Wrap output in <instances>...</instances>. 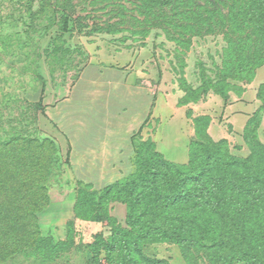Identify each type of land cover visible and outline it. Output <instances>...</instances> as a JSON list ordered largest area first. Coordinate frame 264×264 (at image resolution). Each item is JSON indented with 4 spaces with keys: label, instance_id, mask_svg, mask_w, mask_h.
Segmentation results:
<instances>
[{
    "label": "rangeland",
    "instance_id": "374dc122",
    "mask_svg": "<svg viewBox=\"0 0 264 264\" xmlns=\"http://www.w3.org/2000/svg\"><path fill=\"white\" fill-rule=\"evenodd\" d=\"M39 1L0 0V140L20 135L61 142L48 184L51 203L40 215V226L43 238L55 244L70 242L72 228V244L65 253L45 248L7 264H92L89 245L108 226L76 219L77 193L82 185L101 190L134 172L135 153L126 132L137 115V121H148L136 141L152 139L172 162L188 160L195 121L201 117L210 120L208 134L214 125L213 140L223 138L235 155L247 156L245 119L257 112L264 143V65L250 83L229 78L225 102L213 87L202 92L225 69L223 34L180 43L177 30L161 23L144 34L134 20L143 18L131 1H122L127 17L118 25V11L96 0L81 14L82 25L60 37L59 24L53 25L51 11L43 13ZM42 95L43 104L37 106ZM95 130L102 131L100 138ZM82 131L89 132L84 137ZM79 136L86 146L68 157L69 141L75 144ZM99 139L109 143L108 155H85L88 142L100 150ZM111 215L124 222L126 207L112 203ZM146 253L186 264L175 244H151Z\"/></svg>",
    "mask_w": 264,
    "mask_h": 264
},
{
    "label": "trees",
    "instance_id": "16d2710c",
    "mask_svg": "<svg viewBox=\"0 0 264 264\" xmlns=\"http://www.w3.org/2000/svg\"><path fill=\"white\" fill-rule=\"evenodd\" d=\"M122 1H131L143 18L134 20L145 28L144 34L161 23L177 30L180 43L205 34L224 35L225 69L216 84L202 90L204 94L213 87L226 102L229 78L250 83L264 65V0L97 3L115 8L121 25L127 17ZM39 4L43 13L51 11L50 19L59 24L63 37L82 25L81 14L96 0ZM43 95L37 106L43 104ZM194 96L198 98L197 93ZM259 113L245 128L247 156L235 155L226 140H213L207 133L208 117L196 119V137L183 164L168 160L152 139L137 142L143 125L132 139L134 172L101 190L82 185L77 193L76 219L108 226L89 245L91 263L102 264L103 256L104 264H170L147 255L146 247L171 243L180 248L186 264H264V143ZM60 155L52 138L19 135L0 140V264L45 248L52 254L65 253L71 246L72 228L70 242L55 244L43 238L40 226V215L51 203L48 184ZM112 203L126 207L124 222L111 215Z\"/></svg>",
    "mask_w": 264,
    "mask_h": 264
},
{
    "label": "crops",
    "instance_id": "0c3cea01",
    "mask_svg": "<svg viewBox=\"0 0 264 264\" xmlns=\"http://www.w3.org/2000/svg\"><path fill=\"white\" fill-rule=\"evenodd\" d=\"M120 90H121V88H120ZM122 91V90H121ZM131 91V90H130ZM142 108H140L139 109V111L141 110ZM232 111L233 110H235V109H231ZM142 111V110H141ZM145 111V110H144ZM141 112H139V114H140ZM141 115H137V117H136V119H135V125H133L134 127H132V129H131V126H129V129H127L128 131L126 132V134H127V136H129V140H130V144H131V146H132V149L134 150V148H133V143H132V139H133V136L135 135V134H137L139 131H140V129L143 127V125L145 124V121L147 120V118H145V121H143L142 123H141V121H137L138 119H139V117H140ZM233 118H237V116H232ZM141 119V118H140ZM238 120V119H237ZM249 121V119L247 120V119H245V123L246 122H248ZM247 124V123H246ZM214 125L213 124H211V126L209 127V130H208V132H209V134H210V136L213 138V135H214V127H213ZM144 129H142V131H143ZM213 131V132H212ZM85 133L84 134V137H85V135L86 134H88V132L87 131H82V133ZM95 133H97V135H99V138L102 136L101 134V130H99V131H94ZM189 133H188V135H189V137L190 138H192V136H193V134L191 133V131L189 130L188 131ZM213 134V135H212ZM82 138H80V136L79 137H77L76 138V140H75V144H73V142L70 140L69 141V152H67V154L69 153V155H72V153H74V151L76 150V152L79 150V147L80 146H82V148H84L83 146H86V145H83V143H84V140L82 141L81 140ZM84 139V138H83ZM215 139H216V137H215ZM223 139V138H222ZM222 139H216L215 141H219V140H222ZM59 140V139H58ZM56 141V140H55ZM98 141V140H97ZM57 142V144L59 145V147H60V150H61V152H62V150H63V148H62V144H61V142H58V141H56ZM99 143V145L100 144H102L101 145V147H100V150L96 147V145H97V143L96 142H93V144L91 145V143H89L88 142V144H89V147H87V149H86V152H85V150H84V152H85V155H88V153H90V152H92V153H94V155H98V153L99 152H103L102 154L100 153L99 155H108V151H110L109 150V143H103L102 141H100V139H99V141H98ZM90 145L91 146H94L95 148V150L93 151V149H92V151H91V148H90ZM113 146H115V145H113ZM116 148V147H115ZM114 147H113V149H111V151H113L114 149H115ZM90 155V154H89ZM188 161V160H187ZM187 161H185L184 163H186Z\"/></svg>",
    "mask_w": 264,
    "mask_h": 264
}]
</instances>
